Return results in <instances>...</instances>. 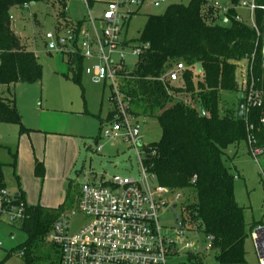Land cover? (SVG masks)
I'll return each mask as SVG.
<instances>
[{
	"label": "trees",
	"instance_id": "obj_1",
	"mask_svg": "<svg viewBox=\"0 0 264 264\" xmlns=\"http://www.w3.org/2000/svg\"><path fill=\"white\" fill-rule=\"evenodd\" d=\"M40 0H0V86L24 83L34 84L42 80L43 66L37 55L23 49L19 38L12 31L11 10L14 7ZM208 0H191L188 6L171 5L162 15H149L138 41L150 45L139 56L137 68L129 72L122 83L124 92L132 97L134 108L142 115L154 117L162 138L158 143L142 146L141 155L148 165H153L160 185L185 193L184 207L202 224L206 236L213 237L212 247L217 264H248L246 241L259 224L248 225L245 208L235 195V175L225 162V150L233 144H248V127L254 128L258 145L264 146V58L263 39L246 22H239L241 10H231L229 25L214 24L217 17L207 6ZM237 3L238 0H232ZM264 6V0H256ZM67 20L59 8L57 20ZM256 21L264 31V10H256ZM83 22H79L82 24ZM249 61L251 74L263 96L261 108L251 110L240 120L230 113L220 115V94L237 92L236 73L238 65ZM73 80L80 81L84 60L76 58ZM183 63L182 85L175 87L161 77L174 64ZM201 64L203 73H197ZM202 77V78H201ZM188 93L191 102H175L174 94ZM194 101L198 105L193 104ZM206 112L202 116L199 106ZM112 118L110 112L106 121ZM22 117L16 101L0 92V123L20 125ZM251 156L253 157L251 151ZM13 166L16 167L17 155ZM4 166L0 163V190L6 189L3 179ZM46 169L42 162H35V176L44 179ZM72 187H68L63 206L52 209L41 205H27L24 193L15 195L23 205L25 217L18 228L28 235L22 245L26 264H38L34 251L39 243L56 245L48 235L56 222L69 208ZM57 247V245H56ZM59 247V246H58ZM57 247V248H58ZM59 249V248H58ZM61 249V248H60ZM60 251V250H59ZM62 251H60L61 264ZM191 264H203L200 255L190 258Z\"/></svg>",
	"mask_w": 264,
	"mask_h": 264
},
{
	"label": "rangeland",
	"instance_id": "obj_2",
	"mask_svg": "<svg viewBox=\"0 0 264 264\" xmlns=\"http://www.w3.org/2000/svg\"><path fill=\"white\" fill-rule=\"evenodd\" d=\"M126 0H90L91 14L100 18L108 2ZM144 0L140 7H126L135 13L126 27L123 38L128 47L125 50V66L129 72L137 68L139 58L134 47L145 27L149 15H162L171 5L188 6L191 0ZM67 20L72 23L88 20V9L84 0H66ZM60 5L58 0H40L25 7L11 10L12 31L19 38L20 45L34 52L43 66L42 80L34 84L18 83L9 89L0 86V92L16 101L22 117L21 124L0 123V163L4 166L3 179L7 193L15 196L24 193L27 205H41L59 208L64 205L68 187H72L71 204L61 216L67 232L74 233L85 226L89 219L78 208L80 188L90 182L100 184L103 179L114 176L140 180L137 153L131 143L105 135L102 125L115 107L110 101L109 85L97 84L92 77L83 74L80 81L72 78L76 68L68 65L67 59L48 51L44 36L54 31ZM245 22L250 23L246 11L241 12ZM214 24L228 26L224 20ZM249 61L238 65L237 92L220 94V115L228 113L237 117L241 95V82L249 70ZM197 74V73H196ZM200 75V74H199ZM201 76V75H200ZM202 78V77H201ZM182 81L173 84L180 87ZM175 102H191L188 93L174 94ZM195 106L198 105L194 101ZM130 113L140 122V142L143 146L158 143L162 131L158 112L154 117L142 115V110L132 107ZM104 125H107V123ZM16 158V167L13 166ZM225 162L235 179V195L240 206L245 208L248 225L259 222L264 225V177L258 162L251 156L246 142L230 145L225 150ZM42 162L46 169L44 179L35 176V162ZM264 168V157L260 158ZM185 195V193H184ZM186 211L179 208L178 212ZM173 224V221H168ZM28 235L18 228V223L0 221V264H26L21 253ZM188 241L199 247L203 264H217L214 251L206 242V235H188ZM58 247V246H57ZM39 243L34 251L39 256L38 264H59L60 247ZM60 250V251H59ZM246 261L258 264V255L251 237L246 241Z\"/></svg>",
	"mask_w": 264,
	"mask_h": 264
},
{
	"label": "built area",
	"instance_id": "obj_3",
	"mask_svg": "<svg viewBox=\"0 0 264 264\" xmlns=\"http://www.w3.org/2000/svg\"><path fill=\"white\" fill-rule=\"evenodd\" d=\"M84 2L88 9V20L79 24L58 19L54 31L44 36L45 45L50 53L70 60L72 65L76 58H82L83 73L91 76L97 84L110 86V101L115 109L111 112L112 118L102 123L104 133L137 148L140 143V122L131 115L132 97L122 88L129 73L125 66V50L129 43L123 34L135 13L124 8L140 7L144 0L109 2L100 18L92 16L90 0ZM58 3L67 15L66 0H58ZM162 3H166L165 0L157 1L154 5L158 7ZM27 6L25 4L23 7ZM207 6L215 17L225 22H228L231 10L246 11L250 18L247 24L262 36L264 58V31H260L256 21V10H264V6L258 5L256 0H238L237 3L232 0H208ZM236 19L245 22L240 15ZM149 47V44L141 43L134 47L133 53L139 57ZM184 70L183 63L174 64L161 80L175 84L181 80ZM241 91L245 94L244 117L248 122L251 110L261 108L263 103L250 65L242 79ZM261 123L264 124V117ZM253 131L254 128L249 126L247 140L264 177V168L259 162L264 157V146L258 145ZM141 149L137 153L140 180L114 176L111 180L103 179L100 184H83L78 208L89 222L74 233L67 232L62 221L55 223L48 239L61 248V264H191L190 258L200 255L199 247L188 241V235L202 232V224L184 207L183 191L159 184L152 170L153 165L146 163ZM16 200L6 189L0 190V221H23L25 209ZM182 207L186 211L178 212ZM168 221H173V224ZM251 240L258 255V264H264L263 224L252 230ZM212 241L213 237L206 236L208 247L213 251ZM23 255L24 251L21 253Z\"/></svg>",
	"mask_w": 264,
	"mask_h": 264
},
{
	"label": "water",
	"instance_id": "obj_4",
	"mask_svg": "<svg viewBox=\"0 0 264 264\" xmlns=\"http://www.w3.org/2000/svg\"><path fill=\"white\" fill-rule=\"evenodd\" d=\"M202 73H203L202 65L198 64L197 65V74H202ZM199 111H200V114L202 116L206 115V112L204 110V107H203L202 103L199 106ZM244 112H245V94L243 93L241 95V99L239 101V105H238V109H237V118L240 119V120L244 119V116H245ZM139 146L140 147L143 146L141 142L139 143ZM173 210H174V208H173ZM195 249H196V247H195Z\"/></svg>",
	"mask_w": 264,
	"mask_h": 264
},
{
	"label": "crops",
	"instance_id": "obj_5",
	"mask_svg": "<svg viewBox=\"0 0 264 264\" xmlns=\"http://www.w3.org/2000/svg\"><path fill=\"white\" fill-rule=\"evenodd\" d=\"M109 3V2H108ZM91 4V3H90ZM108 5V4H107ZM217 20H221L220 18H217ZM79 22H83V21H79ZM64 58V57H63ZM179 82H181V81H179ZM178 83V82H177ZM176 84V83H175ZM17 195V194H16ZM33 206H35V205H33ZM44 207H46V206H44ZM46 208H51V207H46ZM53 209V208H52Z\"/></svg>",
	"mask_w": 264,
	"mask_h": 264
}]
</instances>
